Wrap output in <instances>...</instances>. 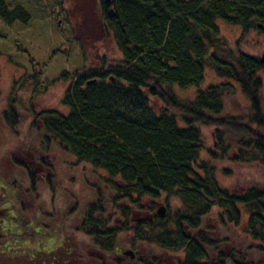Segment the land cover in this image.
Listing matches in <instances>:
<instances>
[{
	"label": "trees",
	"instance_id": "obj_1",
	"mask_svg": "<svg viewBox=\"0 0 264 264\" xmlns=\"http://www.w3.org/2000/svg\"><path fill=\"white\" fill-rule=\"evenodd\" d=\"M24 2L0 0L5 26L30 23L24 6L29 0ZM105 17L104 35L122 57L108 64V70L86 63L75 69L63 96L65 112L27 107L33 124L41 126L37 133L42 148L55 141L78 162L104 174L103 185L89 184L91 202L79 205L83 214L74 230L97 252H73V241L68 242L70 251L57 246L62 240L55 230L58 224L24 218L22 199L3 208L6 199L1 197L0 264H168L163 255L174 256L177 264H264V186L232 191L220 184L214 164L233 150L234 160L264 167V66L258 57L234 52L219 26L222 21L239 27L243 36L255 32L264 39V0H113ZM106 63L104 58L101 66ZM208 68L225 81L200 89ZM39 73L12 81L4 124L20 122V93L29 85L39 87ZM176 87L197 88L195 98L181 99ZM238 88L250 102L247 119L223 115L226 98ZM202 126L234 131L239 147L220 133L217 151L210 150ZM25 169L35 175L30 167ZM29 178L30 193L35 180ZM161 200L179 205L164 219L156 214L153 220L129 222L132 213L149 206L154 212ZM213 213L218 214V228L209 219ZM230 228H243L248 242L243 250L230 249L223 236ZM124 232L132 236L130 247L139 244L150 252L137 249L135 259L121 257L117 249Z\"/></svg>",
	"mask_w": 264,
	"mask_h": 264
},
{
	"label": "rangeland",
	"instance_id": "obj_2",
	"mask_svg": "<svg viewBox=\"0 0 264 264\" xmlns=\"http://www.w3.org/2000/svg\"><path fill=\"white\" fill-rule=\"evenodd\" d=\"M5 1H11L13 4L26 3L24 2L26 0ZM27 4H32V8ZM27 4L24 6L31 14V21L26 26L16 23L7 27L0 19V204L3 201L1 197L6 199L3 208H11L14 199L16 205L18 199H22L25 207L24 218L34 217L38 223L41 221L47 225V222L53 225L58 224L55 230L59 231V237L62 240L57 242V246H66V251L67 249L70 251L68 242L73 241L75 243L72 248L73 252L81 248L82 253L93 255L94 252H97L96 249L88 243L83 235L75 234V232L83 214L79 205L82 207L91 202L92 193L89 192L91 189L89 184L103 185L101 183L103 180L100 182V178L104 177V174L87 163L78 162L71 153L61 149L55 141H49L48 145L42 148L37 133V128L41 126L38 123L33 124L27 107H33L38 112L43 110L65 112L63 96L71 84V74L75 69L82 68L86 63L89 68L97 67L108 70L109 65L115 64L122 54L114 41L107 39L104 35L106 17L96 1L94 9L80 0H70V3L66 4L67 9H63V0H29ZM65 11L67 14L64 13ZM219 26L221 36L226 39L234 52H244L261 58L264 53V39L257 33L251 32L243 36L239 27L227 25L222 21L219 22ZM90 32L94 35L89 36ZM104 58L107 63L105 66H101ZM35 71H40L41 84L37 88L29 85L24 87L21 92L20 102H23V105L20 106V112H18L20 122L16 126L4 124L1 117L7 105V96L12 81L22 75L24 78H28ZM206 71V78L200 89L225 81L219 78L212 69L208 68ZM64 72H69L68 77L63 76ZM260 77L263 81L262 95L264 98V70L260 73ZM62 78L66 80L63 81ZM46 79L51 85L49 90H45L46 93H44ZM175 92L181 99L193 100L197 88L181 89L176 87ZM154 103L156 108H161L160 103L157 101ZM225 106L223 115L239 117V120L247 119L250 102L239 88L229 98H226ZM201 129L205 144L210 150L217 151L220 133L231 144L236 145V140L240 139L237 136L239 134L232 130L228 131L225 127L202 126ZM43 139L47 142L44 136L41 140ZM237 148L234 147V150ZM233 157L234 153L231 150L226 156L227 159L216 160L214 163L218 180L223 187L235 192H243L252 185L264 186L263 166L241 163L234 160ZM203 159H208L205 153ZM34 161L38 164H32ZM43 161L45 162L40 163ZM42 164H45L46 167ZM26 166L30 167L35 175H27L24 172ZM28 176L35 180L33 182L35 189L33 190L32 187L33 191L30 193L31 181ZM48 178L55 183L54 188L50 186ZM10 185H15V188ZM8 197L11 198L10 201H8ZM158 204L165 205L167 214L168 212L173 214L179 205L176 202L168 205L165 200H161L157 203L154 212H151L149 206L141 213H132L129 216V222L134 224L135 220L147 216L153 218L156 216ZM145 211H149L151 214ZM217 216L218 214L213 213L209 218L214 220L211 222L213 228ZM116 219L118 218H114V221ZM123 221L121 220L119 225L124 226L122 225ZM242 230L243 228H230L227 232L224 231V235L222 234L228 239L230 249L243 250L247 247L248 242L243 237ZM132 241L130 233H122L117 249L121 257L129 259V256L124 255L129 250H133L136 255L139 251L137 249H141L140 254L150 252L145 250V246L139 247V244L130 247ZM162 258L165 263L177 264L174 256L163 255ZM261 259L264 260V256ZM72 262L73 258L70 263ZM86 262L89 263L90 260L87 259Z\"/></svg>",
	"mask_w": 264,
	"mask_h": 264
},
{
	"label": "flooded vegetation",
	"instance_id": "obj_3",
	"mask_svg": "<svg viewBox=\"0 0 264 264\" xmlns=\"http://www.w3.org/2000/svg\"><path fill=\"white\" fill-rule=\"evenodd\" d=\"M96 1V4L98 5V6H100V8L99 9H103V11H104V13H106V11H107V8H108V3L107 2H105L104 0H80V2H84V3H86V5H88L90 8H93L94 9V2ZM69 4L70 3V0H63V9H67V6H66V4ZM102 5V6H101ZM110 8V7H109ZM65 14H67V12L65 11L64 12ZM91 26V25H90ZM92 35H94V33H92V32H90L89 33V36H92ZM12 93V91L11 90H9V95L7 96V99L10 97V94ZM21 94V93H20ZM8 108H9V102H8V100H7V105H6V108L4 109V112H6L7 110H8ZM8 130H10V129H8ZM14 134V133H13ZM16 135V134H15ZM47 144V143H46ZM48 145V144H47ZM46 145V146H47ZM45 146V147H46ZM45 161H43V162H40V163H44ZM32 164H38L36 161H34V162H32ZM36 171H38V168H36Z\"/></svg>",
	"mask_w": 264,
	"mask_h": 264
},
{
	"label": "water",
	"instance_id": "obj_4",
	"mask_svg": "<svg viewBox=\"0 0 264 264\" xmlns=\"http://www.w3.org/2000/svg\"><path fill=\"white\" fill-rule=\"evenodd\" d=\"M107 1L108 3L112 2L113 0H105ZM114 10L111 8L109 10V16L112 18L114 17ZM260 63L264 66V53L262 54L261 58H260ZM157 216L160 217L161 219H164L166 218L167 216V208L165 207V205L163 204H158V208H157ZM143 219H146V220H153V218H151V216H147ZM140 220V219H138ZM125 256H129L131 259H135L136 258V254L133 250H129V251H126L124 253Z\"/></svg>",
	"mask_w": 264,
	"mask_h": 264
}]
</instances>
